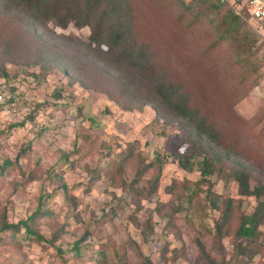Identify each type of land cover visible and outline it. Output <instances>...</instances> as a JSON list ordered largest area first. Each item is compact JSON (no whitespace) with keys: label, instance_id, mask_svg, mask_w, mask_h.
Returning <instances> with one entry per match:
<instances>
[{"label":"rangeland","instance_id":"1","mask_svg":"<svg viewBox=\"0 0 264 264\" xmlns=\"http://www.w3.org/2000/svg\"><path fill=\"white\" fill-rule=\"evenodd\" d=\"M69 1L78 8L86 3ZM120 1L132 9L125 19L136 60L128 58L127 45L114 46L105 37L93 42L90 26L63 28L44 13L36 14L25 0H0V87L7 101L0 114V227L3 219L18 223L41 207L51 213L42 220V234L50 238L65 229L49 249L19 234L16 242L0 245V264H146L147 259L151 264H208L201 246L217 262L229 264L236 245L246 243L235 233L259 200L242 195L234 177L241 166L253 189L264 183V161L247 156L264 129V24L246 20L259 41L252 60L256 73L243 66L246 56L239 57L231 42L206 55L209 42L202 31L183 37L181 55L162 70L164 52L171 50L162 28L177 29L185 6L180 0ZM223 1L225 9L234 10ZM208 28L207 22L203 30ZM149 45L161 50L151 61L158 70L144 71L138 52L141 47L151 51ZM186 59L211 97L233 109L220 115V132L239 136L238 148L235 140L229 146L206 140L222 153L224 165L204 183L191 145L194 128L168 108L150 83L160 78L181 87L198 108L186 80L194 79L183 64ZM242 77L248 78L247 89L239 86ZM243 90L248 93L241 98ZM122 150L161 167L154 194L153 182H147L152 175L141 180L139 194L106 176V155ZM92 172L100 178L88 189ZM128 172L131 180L133 170ZM67 193L79 200L77 206L65 199ZM228 206L220 241L216 222ZM257 234V246H264V224ZM242 260L237 264H264V247Z\"/></svg>","mask_w":264,"mask_h":264},{"label":"trees","instance_id":"2","mask_svg":"<svg viewBox=\"0 0 264 264\" xmlns=\"http://www.w3.org/2000/svg\"><path fill=\"white\" fill-rule=\"evenodd\" d=\"M25 1L27 6L36 14L44 13L47 18L55 20L57 24L63 28H66L70 23H75L79 27L90 26L92 28L91 38L93 42L100 43L105 37L106 39H109L114 46L127 45L128 58L130 60L138 59V57L135 56V48L132 47L134 44L131 39H133L134 36L131 32V26L127 25L125 19L126 14H132L131 6L126 4V2L120 0H86V3L78 8L69 0ZM160 1L166 2L167 0ZM223 2V0H218L216 2H213V0H192L190 3H185V1L180 0L181 5L186 8V12L181 13L176 21L177 29L180 30L171 29L170 27L162 28L171 48L169 52H164L162 70H165L166 66L173 65V58L178 53L181 55L179 51L184 46V41L182 40L183 37L185 39L186 37L189 39L190 36L196 37L197 31H202L209 42L206 55L209 53L213 54L215 50L222 48L223 45L231 42L233 47L236 48L235 51L239 57L242 55L246 56L245 60L242 61L244 64L243 66H251L250 68L255 73L259 70L253 65L252 61L254 57L255 59L257 57L259 48L256 46L259 41L257 35L251 29H247L246 27V20L250 19L248 8L245 7L242 10L243 13H241V16L232 8L225 9V4H223ZM99 11L101 13L100 18L97 17V12ZM209 17H212L210 21ZM207 22L209 23V28L204 31L203 27ZM169 29H171L172 32H170ZM196 39L197 38L194 40ZM149 46L152 48L151 51L147 50L146 47H141L138 52L141 59L144 60V71L157 69L151 61L154 60L155 53L161 51L158 49V46ZM188 48H191L190 43H188ZM183 64L187 66V71L194 75V79L191 76V78H187L186 80L189 87L192 85L191 88L194 93L191 94L194 96L198 108L192 107L189 101L190 99L183 94L181 87L174 84H167L166 82L161 81L160 78L154 79L150 83L157 86L156 95L167 104L168 108H170L177 117L186 121L194 128L195 139L191 142V145L197 153V164L201 167L200 172L202 180L199 182L204 183L217 168L222 169L224 165L222 153L217 152L210 145H207L206 140L210 143L216 144L215 146H229L232 141L235 140L233 144L238 148L236 139L239 136L234 132L235 137H233L232 131L226 135L220 132V123L222 122V120H220V115L228 113L233 109H230L226 104L218 102L211 97L209 94V88L201 82L202 78L200 77L194 63L189 59H186ZM247 81V77H242L239 86L247 89ZM247 93V90H243L242 95H240L241 98L245 97ZM239 94L240 93L237 92V95ZM131 96L133 97V94ZM203 112H205V114H203ZM252 145H254L252 146V152H247V156L252 157L254 155L257 160L264 161V154L259 150H264V129L262 132L255 135V141H253ZM106 156L109 161L105 168V174L106 176L111 177V180L114 183H117V180L119 179L122 183L121 188L123 190L127 189L137 192V186L141 180L148 175H152V178L147 181L148 184L153 182L150 195L157 191L160 182V166H157L156 164H147L145 159L143 160L139 158V156L131 150H122L114 156L112 153H108ZM111 156H113V158H110ZM186 167L188 168V166H185V168ZM129 170H133V172H131L133 176L131 180H129L127 176ZM95 174L97 173L92 172V174H90L88 189H91L95 182L100 178L99 174ZM234 178L240 185L241 194L244 196L256 197L259 200V205L253 214L244 217L241 226L235 233L237 237L245 239L246 243L236 245V250L233 257L229 260V264H231V261H233V264H237L238 262L243 263L242 258H252L261 248L264 247L263 245L257 246L256 244L258 229L264 224V203L261 201V196L264 197V183L253 189L249 183V174L246 172L245 168L241 166H238L237 169H235ZM197 187L198 190L196 192H199L201 186L198 185ZM210 193L211 189L208 191V194ZM65 199L74 202L75 206L79 203V200L75 199L72 195H69V193L65 194ZM213 208L219 210V205L215 202ZM229 209L230 206L222 208L220 210L222 219H218L216 222L215 230L220 241L225 237L223 223L229 217ZM49 215H51L50 212L39 207V209L33 215L28 217L27 220H22L18 223H9L3 219L4 221L0 227V245H4L6 242L12 244L17 241L19 234H24L29 241L36 242L44 249L54 247L65 234V229L64 227L61 228L50 238L42 234L40 231V225L42 224V220ZM78 244L79 243H76L73 249L77 253L80 250ZM201 249L206 256L208 264H224L217 262L211 256L207 255L203 246H201ZM147 260L146 264H151V261L149 259ZM224 262H226V260H224Z\"/></svg>","mask_w":264,"mask_h":264},{"label":"built area","instance_id":"3","mask_svg":"<svg viewBox=\"0 0 264 264\" xmlns=\"http://www.w3.org/2000/svg\"><path fill=\"white\" fill-rule=\"evenodd\" d=\"M241 15L242 10L246 7L250 12V19L258 23L264 24V0H226ZM5 95L0 87V112H2L5 104Z\"/></svg>","mask_w":264,"mask_h":264}]
</instances>
